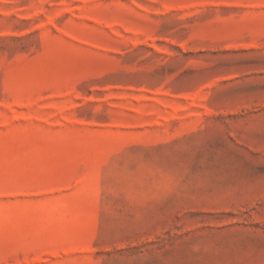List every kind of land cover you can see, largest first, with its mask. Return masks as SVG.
I'll list each match as a JSON object with an SVG mask.
<instances>
[{"label":"rangeland","instance_id":"374dc122","mask_svg":"<svg viewBox=\"0 0 264 264\" xmlns=\"http://www.w3.org/2000/svg\"><path fill=\"white\" fill-rule=\"evenodd\" d=\"M0 264H264V0H0Z\"/></svg>","mask_w":264,"mask_h":264}]
</instances>
